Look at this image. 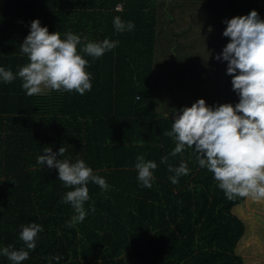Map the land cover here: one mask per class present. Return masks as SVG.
Listing matches in <instances>:
<instances>
[{
	"label": "trees",
	"instance_id": "1",
	"mask_svg": "<svg viewBox=\"0 0 264 264\" xmlns=\"http://www.w3.org/2000/svg\"><path fill=\"white\" fill-rule=\"evenodd\" d=\"M196 1L221 11L225 20L252 10L264 19V0H0V67L14 74L29 63L20 47L36 19L62 39L71 31L92 42L119 41L98 59L85 56L92 89L83 95L45 90L28 96L19 77L11 83L0 80V249L27 250L20 232L35 222L43 231L22 264H244L236 249L247 224L233 207L246 198L227 199L213 174L199 167L193 148L171 156L175 141L164 134L180 112L175 107H190L186 103L203 92L201 86L211 84L188 85L185 93L170 88L180 91L164 95H171L161 105L171 104L169 114L160 113L161 99L154 91L158 30L169 27L177 6L179 11ZM116 16L133 22L134 29L116 31ZM228 42L225 37L223 47ZM205 53L210 59L197 55L198 72L204 79L219 75L214 96L219 103L208 105H235L239 96L227 62L220 61L223 67L215 70V51ZM168 58L165 53L164 61ZM173 75L170 70L166 85H182ZM48 146L54 152L65 147L62 159H83L109 185L102 190L88 184L87 215L71 228L67 222L76 213L62 200L73 189L58 179L57 169L37 163ZM139 155L157 163L151 188L138 181ZM165 156L168 162L161 163ZM181 162L189 174L172 184L168 165ZM55 255L61 256L59 262L50 260ZM0 264L12 262L0 254Z\"/></svg>",
	"mask_w": 264,
	"mask_h": 264
},
{
	"label": "clouds",
	"instance_id": "2",
	"mask_svg": "<svg viewBox=\"0 0 264 264\" xmlns=\"http://www.w3.org/2000/svg\"><path fill=\"white\" fill-rule=\"evenodd\" d=\"M225 23L223 35L229 42L216 59L227 62V74L232 76V88L238 94L239 102L209 106L201 98L173 115L171 130L164 134L175 141L171 156L183 153L186 147L194 149L199 167L213 174L227 199L251 198L261 202L264 201V19L257 10H252ZM113 24L118 32L131 31L135 27L133 22L126 23L119 16L114 17ZM118 44L119 41L107 38L102 42L88 41L87 37L82 39L71 31L62 39L58 31L50 33L36 19L31 22L30 33L20 47L29 63L20 67L16 74L0 67V80L11 83L19 77L28 96L44 94L45 90L83 95L92 89V75L86 70L90 63L85 56L98 59ZM65 152L63 146L58 152L45 147L37 163L57 169L58 179L65 187L73 189L67 191L62 200L76 213L67 222L71 228L83 222L87 215L88 184L95 183L102 190H107L109 185L104 178L94 174L83 159L77 158L74 163L70 158L62 159ZM167 162V156L161 158V163ZM135 168L141 185L151 188L157 163L139 155ZM168 171L174 173L169 177L172 184L189 174L184 162L178 167L169 164ZM95 211L92 206L91 212ZM42 231L43 227L35 222L23 226L20 240L27 250L9 246L0 249V254L12 264H22L29 258V251L35 250L38 234ZM51 259L59 262L61 256L55 255Z\"/></svg>",
	"mask_w": 264,
	"mask_h": 264
},
{
	"label": "crops",
	"instance_id": "3",
	"mask_svg": "<svg viewBox=\"0 0 264 264\" xmlns=\"http://www.w3.org/2000/svg\"><path fill=\"white\" fill-rule=\"evenodd\" d=\"M186 6L188 8L179 11H177L179 9V6H177L174 20H170L169 27L166 30H158L159 35L154 50L153 83L154 91L161 99L158 105L162 114L171 113V104L161 106L162 102H166L171 98V95L164 98L165 93L176 92L182 88V85L173 82L172 86L178 89L164 90L166 84L159 80L162 69L169 67L170 70H173L175 74L173 80L175 81L178 78L181 79L196 72L199 73L200 67L197 66L196 61L201 57L197 55H203L208 60L210 56L205 51L212 53L218 48L217 46L225 45V36L222 34L227 24L224 22L226 20L222 12L214 13L211 18L206 8L202 6L198 7L193 3ZM193 15L196 18H192ZM166 38H169V40L167 41ZM212 41L216 43L215 46L211 45ZM165 53L166 56H169L166 61H164ZM189 53L194 55V58L190 56L188 58ZM217 55L214 53L216 61ZM220 61L222 62V59ZM185 81L184 78L183 83ZM175 108L182 111V106ZM233 212L247 224V231L238 244L237 253L244 257V264H264V201L255 202L251 198H246L244 202L233 207Z\"/></svg>",
	"mask_w": 264,
	"mask_h": 264
},
{
	"label": "rangeland",
	"instance_id": "4",
	"mask_svg": "<svg viewBox=\"0 0 264 264\" xmlns=\"http://www.w3.org/2000/svg\"><path fill=\"white\" fill-rule=\"evenodd\" d=\"M195 5H197L198 7L202 6L203 8H206L207 11L209 12V16L212 18V16L214 15V13H218V10L216 9H213L211 5H208V4H205L204 1H196L195 3H193ZM121 5L118 6L119 9H121ZM188 8L186 5L182 6V9H186ZM222 11H223V8H222ZM192 18H196L194 15L192 16ZM225 22V21H224ZM226 24V23H225ZM223 35V34H222ZM224 36V35H223ZM215 42L212 41V46H215ZM218 47V48H217ZM216 50H215V53L216 54H220L222 53V50H223V45L222 46H217ZM220 60H217V64L215 66H213L216 69H219V65L221 67H223V65L221 63H219ZM219 63V64H218ZM168 65V64H167ZM169 67H166V68H163L162 69V74L161 76H159V80L160 81H163L165 84L167 83L168 81V76H169ZM200 73H195V74H192V75H188L187 77H182L180 80L182 81L183 83V79H187L183 84H182V88L180 89L182 92H186L185 89L183 87H186V86H190V88H195L197 89L198 88V84H201L203 83L204 81H208L206 84L210 83L211 85H208L207 87L205 86H201V87H204L202 88L203 89V92L199 95H194L195 96V100H192L188 103H186V105L190 106L191 104L195 103L196 101H198L199 99L203 98L205 100L208 99V97H212L213 100L212 102H207V105L210 103L211 105L212 104H218L219 101L215 99V97H217V90H218V87H217V84L216 82L219 80V75L217 72H215V74H212L215 75V79H212V78H207V79H204L201 74L199 76ZM212 86V87H211ZM173 86H168L166 85V89H170L172 88ZM180 90L176 91V92H179ZM190 90V89H189ZM193 95V94H192ZM215 96V97H214ZM174 119V118H173Z\"/></svg>",
	"mask_w": 264,
	"mask_h": 264
},
{
	"label": "built area",
	"instance_id": "5",
	"mask_svg": "<svg viewBox=\"0 0 264 264\" xmlns=\"http://www.w3.org/2000/svg\"><path fill=\"white\" fill-rule=\"evenodd\" d=\"M119 6V5H118ZM118 6H117V8H118ZM122 7V6H121Z\"/></svg>",
	"mask_w": 264,
	"mask_h": 264
}]
</instances>
